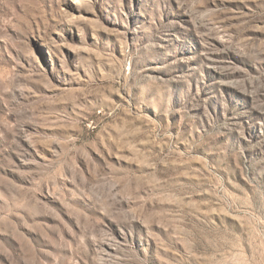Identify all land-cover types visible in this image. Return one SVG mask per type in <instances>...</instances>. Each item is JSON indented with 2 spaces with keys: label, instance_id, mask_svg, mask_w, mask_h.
I'll use <instances>...</instances> for the list:
<instances>
[{
  "label": "rangeland",
  "instance_id": "1",
  "mask_svg": "<svg viewBox=\"0 0 264 264\" xmlns=\"http://www.w3.org/2000/svg\"><path fill=\"white\" fill-rule=\"evenodd\" d=\"M0 264H264V0H0Z\"/></svg>",
  "mask_w": 264,
  "mask_h": 264
}]
</instances>
